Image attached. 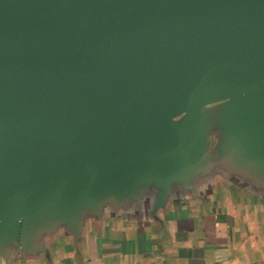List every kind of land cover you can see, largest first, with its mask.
I'll return each instance as SVG.
<instances>
[{"label":"water","instance_id":"95a60500","mask_svg":"<svg viewBox=\"0 0 264 264\" xmlns=\"http://www.w3.org/2000/svg\"><path fill=\"white\" fill-rule=\"evenodd\" d=\"M264 182V0H0V240L207 168Z\"/></svg>","mask_w":264,"mask_h":264},{"label":"crops","instance_id":"0c3cea01","mask_svg":"<svg viewBox=\"0 0 264 264\" xmlns=\"http://www.w3.org/2000/svg\"><path fill=\"white\" fill-rule=\"evenodd\" d=\"M239 181L199 198L191 181L174 182L163 201L151 185L57 216L25 239L0 240V264H264V182Z\"/></svg>","mask_w":264,"mask_h":264},{"label":"rangeland","instance_id":"374dc122","mask_svg":"<svg viewBox=\"0 0 264 264\" xmlns=\"http://www.w3.org/2000/svg\"><path fill=\"white\" fill-rule=\"evenodd\" d=\"M221 102H216L208 107V119L210 126L206 136L204 137V143L207 147L206 164L207 168L204 171L195 172L190 175L191 188H188V194L197 196H211L216 192V187L224 182L227 183L229 180H240L239 182H246L247 185H253L256 183V177L250 172L246 171V175L241 172L233 171L229 167V161L225 157H221L220 152V132L221 124L219 122V113L221 112ZM247 190V189H246Z\"/></svg>","mask_w":264,"mask_h":264}]
</instances>
